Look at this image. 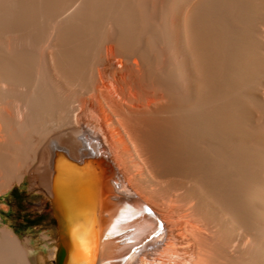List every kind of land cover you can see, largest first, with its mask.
I'll use <instances>...</instances> for the list:
<instances>
[{"label":"bare ground","instance_id":"bare-ground-1","mask_svg":"<svg viewBox=\"0 0 264 264\" xmlns=\"http://www.w3.org/2000/svg\"><path fill=\"white\" fill-rule=\"evenodd\" d=\"M260 89L264 0H0V193L70 200L63 264H264Z\"/></svg>","mask_w":264,"mask_h":264},{"label":"rangeland","instance_id":"rangeland-1","mask_svg":"<svg viewBox=\"0 0 264 264\" xmlns=\"http://www.w3.org/2000/svg\"><path fill=\"white\" fill-rule=\"evenodd\" d=\"M175 35L177 37L180 35L183 39L186 36L179 30ZM193 62V58L188 54L186 76L189 72L190 78L187 77V84L190 89L198 82V74ZM259 94L264 100L263 89L259 90ZM260 119L259 112L254 111L251 125H260L263 121ZM31 185V177L27 175L23 180L13 183L8 190L0 193V226L12 229L27 244L31 254L38 253L45 264H55L50 257V251L57 245L59 238L57 220L51 204H46L47 198L44 193L33 189Z\"/></svg>","mask_w":264,"mask_h":264},{"label":"water","instance_id":"water-1","mask_svg":"<svg viewBox=\"0 0 264 264\" xmlns=\"http://www.w3.org/2000/svg\"><path fill=\"white\" fill-rule=\"evenodd\" d=\"M37 189L43 192L44 195L46 196L47 198L46 204L48 203L51 204L53 213L57 220V225L59 229V238L57 240V246L55 249L54 262L55 264H63V260L66 255L67 248L68 246H70L69 245L70 242H69L68 223L71 221V219L78 216L77 213L80 215V212H77L75 214L70 213V211L68 210V207L66 206V204L69 205L70 203L68 202L70 201L69 199L66 202L64 197L52 196L44 188H37ZM76 201L77 200L74 198L73 200L71 199L72 207L74 208L78 206V204L76 205Z\"/></svg>","mask_w":264,"mask_h":264}]
</instances>
